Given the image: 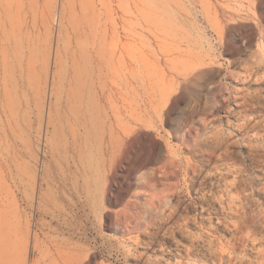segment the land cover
<instances>
[{
	"label": "rangeland",
	"instance_id": "rangeland-1",
	"mask_svg": "<svg viewBox=\"0 0 264 264\" xmlns=\"http://www.w3.org/2000/svg\"><path fill=\"white\" fill-rule=\"evenodd\" d=\"M176 193L190 208L168 220ZM0 245V264H57L58 247L264 264V0H0Z\"/></svg>",
	"mask_w": 264,
	"mask_h": 264
},
{
	"label": "bare ground",
	"instance_id": "bare-ground-1",
	"mask_svg": "<svg viewBox=\"0 0 264 264\" xmlns=\"http://www.w3.org/2000/svg\"><path fill=\"white\" fill-rule=\"evenodd\" d=\"M12 5V4H11ZM12 7V6H11ZM71 15V18L69 19V22L71 23V26H73V29L75 30V33H76V43H77V45H78V47H80L82 50H83V48H82V41H81V39H82V37H83V34H82V32L80 33L79 31H77V29H78V23H77V20H76V16L75 15H73L72 13L70 14ZM72 29V30H73ZM69 32V31H68ZM70 33V32H69ZM73 34V33H72ZM69 36V35H68ZM71 36V35H70ZM72 37V36H71ZM66 40V39H65ZM69 41L70 40H72V39H68ZM74 43V42H73ZM76 43H75V45H76ZM76 53V52H75ZM74 53V56L76 55ZM76 57V56H75ZM181 89L182 88H180V86H175L174 88H173V90L170 92V94H169V96H168V100H167V102L165 103V105L163 106V109L162 110H159V111H157L156 112V117H157V119L159 120V121H163V118H164V116H165V114L163 115V113H164V111H165V108H167V112L168 113H170L173 109H174V106H173V104H175L176 103V101H179V100H181L182 98H183V95H184V93H183V91H181ZM161 111H162V114H161ZM166 112V113H167ZM155 117V118H156ZM154 118V119H155ZM153 118H152V121H151V124H153V120H154ZM156 119V120H157ZM149 135H151V134H149ZM153 136V135H152ZM151 136V137H152ZM130 137V136H129ZM156 141H160V140H156ZM155 141V142H156ZM127 142V141H126ZM154 142V141H153ZM154 142V143H155ZM128 143V142H127ZM161 143V142H160ZM116 144V143H115ZM125 144V143H124ZM159 144V143H158ZM123 145V144H122ZM128 145V144H127ZM155 146V145H154ZM128 147V146H127ZM153 147V146H152ZM129 148V147H128ZM154 148V147H153ZM119 149H121V151H122V146H121V148H119ZM156 149V148H155ZM111 150V149H110ZM125 151V150H124ZM108 152V151H107ZM156 151H154V149H149L148 151H147V154H146V157H145V160H142L143 162H142V164H140L139 166L141 167V170L140 171H144L145 169H147L149 166H151V164H152V162L154 161V160H156L158 157H157V155H156V153H155ZM158 152V151H157ZM114 153H116V151L114 152ZM129 153V152H128ZM131 153V152H130ZM113 154V153H112ZM106 155V154H105ZM127 155H130V154H127L126 153V157H128ZM144 155H145V153H144ZM103 156V155H102ZM108 156V155H107ZM118 156H121V155H118ZM131 156V155H130ZM132 157V156H131ZM101 158V157H100ZM112 158V157H111ZM130 158V157H129ZM137 158V157H136ZM131 159V158H130ZM143 159V158H142ZM105 160V159H104ZM103 160V157H102V161H104ZM121 160H123V159H121ZM141 160V159H140ZM126 161V160H125ZM127 161H129V160H127ZM135 161V160H134ZM109 162V161H108ZM111 162V161H110ZM103 163H105V161L103 162ZM129 163H131V161H129ZM157 164V163H156ZM108 165V164H107ZM101 167H103L102 166V163H100V167H98V170L96 171V173L98 174V175H100V173L102 174V170H101ZM114 167V166H113ZM135 167V166H134ZM164 168V167H163ZM161 169V168H160ZM166 169V168H165ZM151 170V169H150ZM240 170V169H239ZM242 170V169H241ZM104 171H106V170H104ZM160 171V170H159ZM162 171V170H161ZM238 171V170H237ZM157 172V171H156ZM241 172H244V170L243 171H241ZM239 173V172H238ZM135 174V173H134ZM168 173H166V175H167ZM170 174V173H169ZM240 174V173H239ZM122 176H124V175H122ZM147 176H149V174L148 173H143V177L145 178V177H147ZM242 176V175H241ZM138 177V176H137ZM197 177V176H196ZM138 178H140V177H138ZM143 178V179H144ZM154 178V177H153ZM150 179V178H148L149 179V181L147 180V183L145 184L144 183V185L143 186H145V187H148V188H152L153 189V191H155V192H157L158 191V187H157V184H156V182H155V179L156 178H154V179ZM146 179V178H145ZM190 181L189 182H186V183H189V185H187V191H189V194H190V196H191V194H193L194 192H193V190L194 189H197L196 187H195V183H196V178H193L192 180L191 179H189ZM199 180V179H198ZM131 180H129V182H130ZM208 181V180H207ZM115 182V181H114ZM205 182H203V184H204ZM115 184V183H114ZM119 184V183H118ZM117 184V185H118ZM121 184V183H120ZM207 184V183H206ZM209 184H210V182H209ZM171 185V187L173 188V189H175V188H177L178 187V185H176V184H170ZM198 185V184H197ZM200 186L202 185V183H200L199 184ZM113 186V185H112ZM119 186V185H118ZM142 186V187H143ZM209 186V185H208ZM207 186V187H208ZM123 187H125V186H123ZM202 187V186H201ZM213 188V187H212ZM123 189V188H122ZM151 189V190H152ZM201 189V188H200ZM208 189H209V187H208ZM88 190H90V188L88 189ZM121 190V189H120ZM123 190H125V189H123ZM198 190V189H197ZM198 191H200V190H198ZM206 191V190H205ZM91 192H92V190L91 191H89V193H88V195H90L91 194ZM111 192H113V190L111 191ZM110 192V193H111ZM204 192V191H203ZM114 193H116V192H114ZM200 193V192H199ZM196 194H198V193H196ZM107 195V194H106ZM112 195V194H111ZM116 195V194H115ZM114 195V196H115ZM118 195V194H117ZM157 195H158V193H157ZM157 195H155L154 194V198H152L151 199V201H150V207H151V209L152 210H157L158 209V207L160 206V204H162V202H163V199H165L166 198V196H160L159 198H158V201L156 202L154 199H155V197L157 196ZM182 194H180V193H176L175 195H174V200H173V203L172 204H168L167 205V207H166V209H165V211H170V217L168 218V220L169 219H171V218H175V217H178V218H180V216H181V213L183 212V211H186V209H189L190 208V206L189 207H187L186 209L183 207V204H184V202L182 203L181 202V199L183 198V196H181ZM199 195V194H198ZM213 195H214V193H213ZM159 196V195H158ZM189 196V195H188ZM107 197V196H106ZM110 197V196H109ZM215 197V196H214ZM157 198V197H156ZM191 199V198H190ZM117 200V199H116ZM192 200H194L196 203L197 202H203V203H207L208 202V195L207 194H205V195H202V196H197V198H193ZM210 200V199H209ZM119 201V200H118ZM191 201V200H190ZM117 202V201H116ZM202 203V204H203ZM209 204H211V202L209 203ZM209 204H208V206H209ZM203 209L205 208V207H202ZM102 203H101V201H97L96 202V205H95V207H94V210H92L95 214H96V216L97 217H99L100 218V213H99V211H101V213H102ZM206 212H208V211H206ZM107 215V216H106ZM106 215H104V216H106V217H108V219H110V221L112 222V221H114L115 223H113V224H117V226L116 227H118V224L119 223H117V220L120 218L119 217V214H110V213H108V214H106ZM126 215V217H127V214H125ZM124 215V216H125ZM129 215V214H128ZM103 216V215H102ZM130 216V215H129ZM128 218V217H127ZM126 219V218H125ZM122 220V219H121ZM127 220V219H126ZM168 220H166V221H168ZM128 222V221H127ZM111 225V224H110ZM113 226H115V225H113ZM163 226H164V224H163ZM162 226V227H163ZM109 227V226H108ZM112 227V226H111ZM129 231V230H128ZM133 231V230H132ZM131 232V231H130ZM133 233V232H132ZM145 233V235L146 236H148L149 238H151V239H155V233L156 232H154V231H151V232H144ZM143 233V234H144ZM145 237V236H144ZM113 241V240H112ZM72 242V241H71ZM142 244V243H141ZM98 248H99V246H98ZM53 249V248H52ZM102 249V248H101ZM94 250V249H93ZM100 250V249H99ZM57 251H58V254L61 256V258H62V261L61 262H59V263H57V264H85L84 262H85V259H87V257L89 256V255H91V256H93L92 255V253L94 252H91V254H88V255H85V254H83V252H82V249H78V251L75 249V252H69V251H65V250H63L61 247H58L57 248ZM7 246H5V245H0V256H2L3 258L5 257V256H7ZM55 252V251H54ZM27 253V252H26ZM41 253H42V251H41ZM96 253V252H95ZM132 256V255H131ZM90 257V256H89ZM131 259V258H130ZM39 260V259H38ZM90 262H91V260H90ZM37 263V262H36ZM36 263H34V264H36ZM89 263V261L87 262V264ZM122 263V262H121ZM16 264V263H15ZM17 264H27V262H26V259L24 260V261H21V262H18ZM54 264H56V263H54ZM90 264V263H89ZM113 264V263H112Z\"/></svg>",
	"mask_w": 264,
	"mask_h": 264
}]
</instances>
